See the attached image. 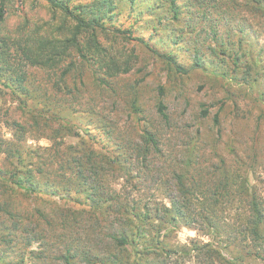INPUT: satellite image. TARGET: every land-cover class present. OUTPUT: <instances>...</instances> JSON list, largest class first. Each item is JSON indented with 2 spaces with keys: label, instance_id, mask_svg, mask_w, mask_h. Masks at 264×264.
I'll return each mask as SVG.
<instances>
[{
  "label": "trees",
  "instance_id": "16d2710c",
  "mask_svg": "<svg viewBox=\"0 0 264 264\" xmlns=\"http://www.w3.org/2000/svg\"><path fill=\"white\" fill-rule=\"evenodd\" d=\"M42 1L72 21L74 36L24 45L0 35V87L28 114L26 122L12 123L14 140L0 138L5 164L0 165V186L10 195L51 200L52 210L38 209L34 216L60 244L51 250L36 225L22 226L19 213L3 204L0 212L13 224L0 220V264H264V192L259 179L254 177L252 186L248 179L264 159L258 150L241 157L235 142L224 141L222 110L212 115L201 109L186 120L163 100L144 111L133 100L121 125L89 104L79 113L77 88L52 97L31 77L32 70H60L80 34L89 33L94 51L101 52L97 33L133 37L138 31L135 41L176 73L201 70L249 89L264 81V47L258 46L264 0ZM5 19L2 2L0 25ZM197 38L203 39L201 45ZM161 45L164 52L158 50ZM189 54L191 67L186 68L179 57ZM106 68V77H94V71L96 88L88 100L100 97L106 106L108 100L115 105L119 94L109 81L115 67ZM68 73L53 87L63 89ZM77 115L91 118L78 124ZM31 130L49 146L27 147ZM67 138L76 141L67 143ZM182 228L200 236L180 244L176 233ZM18 245L23 249L14 261L9 257Z\"/></svg>",
  "mask_w": 264,
  "mask_h": 264
},
{
  "label": "rangeland",
  "instance_id": "374dc122",
  "mask_svg": "<svg viewBox=\"0 0 264 264\" xmlns=\"http://www.w3.org/2000/svg\"><path fill=\"white\" fill-rule=\"evenodd\" d=\"M2 2L6 7V19L0 25L1 36L15 42L20 41L24 45L41 38L62 42L70 40L74 36L72 21L60 13L53 12L42 0H0V4ZM123 23V28L127 30L128 23ZM137 36H139L138 31H134L133 37L120 35L112 30L97 33L96 38L101 51L99 52L94 51L89 33L80 34L76 38L77 46L71 48L70 55L66 59L67 61L61 65L60 70L56 72L32 70L31 77L36 84L44 89V94L52 97L59 98L61 93L77 88L82 94L81 100L75 106L79 113L89 104L102 116L117 117L121 125L127 122L133 100H136V105L143 111L147 108L152 109L155 104L163 100L178 118L181 116L186 120L197 117L201 109H209L212 115L218 110H222L220 114L224 141L235 142L241 157L252 155L254 151L258 150V158L261 160L262 156L264 159V81L260 80L259 83L245 89L236 83L214 79L209 73L201 70H192L188 75H180L173 68H169L166 62L150 49L135 41L134 37ZM258 37V46L264 47V32ZM200 40L203 39H194L201 45ZM207 44L208 42L206 46ZM158 50L164 52L165 47L161 45ZM202 52H206L204 58L208 60L210 56L206 48L203 47ZM82 56L85 59L82 60ZM191 61V54L179 57V62L186 68L191 67ZM106 65L115 67V74L109 75V81L119 94L115 105L112 100H108L109 105L107 106L100 97H96L95 102L88 100L89 95L93 96L91 92L96 88L94 77L100 78L108 75L106 74ZM117 68L121 70L128 68L129 72L117 73ZM65 70H69V73L62 83L63 89L54 88L53 84H57L58 78ZM94 71H97V76L93 77ZM235 104L236 107H234ZM70 115L68 114V117ZM89 118L91 117L77 115L75 122L86 124ZM27 119L28 114L19 106L15 96L0 87V138L14 140L12 123H24ZM97 119L96 116L92 118L94 122ZM78 127L81 137H84L83 128ZM97 134L99 136L100 132ZM37 135L36 130L29 131L25 145L31 148L49 146L50 143L47 139H37ZM75 141V138L66 139L67 143ZM221 152L222 155L225 153L222 145ZM0 165L1 167L5 166L3 156L0 157ZM254 170L255 176L248 173L249 183L252 186L256 182L255 179H259L257 185L264 192V161L258 162ZM3 191L5 188L0 186V207L4 204L8 207L9 212H18L19 222L22 226L33 228V225H36V231L47 236L46 239L49 241L51 250H57L60 243L55 237V233L47 231L43 221H36L37 218L34 216L38 209L45 213L52 210V201L46 197L32 199L22 194L10 195L8 191H5L7 193H3ZM0 220L10 226L13 224L2 212H0ZM19 235L25 236L22 233ZM198 236L200 235L196 232L182 228L176 233V241L185 244ZM208 240V238H204V241ZM17 248L18 250L9 257L14 261H16L15 255L23 249V246L18 245ZM28 250L24 247V252H28ZM51 264L59 263L52 261Z\"/></svg>",
  "mask_w": 264,
  "mask_h": 264
}]
</instances>
